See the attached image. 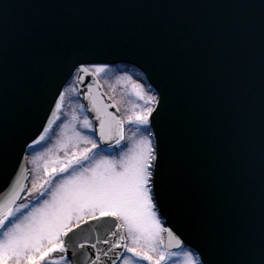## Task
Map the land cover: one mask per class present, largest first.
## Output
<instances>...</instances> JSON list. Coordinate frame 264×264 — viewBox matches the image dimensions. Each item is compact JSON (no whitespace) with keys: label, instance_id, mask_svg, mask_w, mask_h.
<instances>
[{"label":"snow or ice","instance_id":"snow-or-ice-1","mask_svg":"<svg viewBox=\"0 0 264 264\" xmlns=\"http://www.w3.org/2000/svg\"><path fill=\"white\" fill-rule=\"evenodd\" d=\"M29 6L219 9L226 19L210 25L184 16V23L141 28L132 37L156 47L161 67L178 78L195 63L207 73L209 95L146 90L131 75L121 77L144 102L129 122L147 135L115 160L101 144L123 150V121L107 111L114 105L92 95V84L79 88L108 69L90 59L104 49L61 42L51 22L12 30L11 5H0V177L11 184L0 201V264H264V0ZM70 94L89 100L98 125L85 117L81 132L65 123ZM56 129L65 137L57 142L64 158L45 164L46 178L32 184L35 201L18 205L26 166L51 151ZM208 176L220 185L212 193ZM169 210L181 217L183 232L163 227ZM162 231L169 241L163 250Z\"/></svg>","mask_w":264,"mask_h":264},{"label":"water","instance_id":"water-1","mask_svg":"<svg viewBox=\"0 0 264 264\" xmlns=\"http://www.w3.org/2000/svg\"><path fill=\"white\" fill-rule=\"evenodd\" d=\"M37 2L38 0H0V5H11L6 11L10 29L19 30L26 25L36 22H51L61 29V42L72 46L82 43L98 45L104 49V53L90 59L107 63L112 67L120 65L134 67L144 75L147 83L157 90L162 87H168L173 93L183 92L195 97H206L209 95L207 73L202 69H198L195 63L192 64L182 78H178L175 74L169 73L168 70L161 67L157 59L156 47L147 42L134 40L132 37L141 28L160 27L167 24V22L184 23V16H197L199 20H203L210 25H220L226 19L222 10H165L138 7L91 6L35 8L29 6ZM56 2L68 5H91L138 2V0H56ZM177 52L180 53L181 50L178 48ZM97 82L99 84L98 89L96 87ZM89 84H92V95L94 97H101L105 104L114 105V107H108L107 111L122 120L118 106L105 93L97 77H86L84 83L79 85V88L86 91ZM79 99L83 106H86L84 109L93 124L98 125V121L95 120L96 113L91 110L89 100L84 98L83 94ZM204 115L208 117L210 113L206 110ZM123 127L125 139L124 122ZM123 141H121V144ZM110 143L115 145V141H111ZM101 146L106 149L114 148L110 147L109 144H101ZM26 176L25 189L28 181V168ZM206 184L209 193L216 191L220 187L216 179L211 176L206 177ZM10 187L11 184L7 178L0 177V201L5 199ZM24 192L20 194V199ZM20 199L17 200V203ZM162 218L163 220L165 219L164 217ZM166 219L168 221V223H165L167 227L174 226L175 229L184 231L181 217L175 211L169 210ZM84 227H87V225ZM106 227L107 225H102L101 232ZM185 234L187 235V233ZM188 239H192L193 243H198V240H195L190 235ZM168 242L167 234L165 246Z\"/></svg>","mask_w":264,"mask_h":264},{"label":"rangeland","instance_id":"rangeland-1","mask_svg":"<svg viewBox=\"0 0 264 264\" xmlns=\"http://www.w3.org/2000/svg\"><path fill=\"white\" fill-rule=\"evenodd\" d=\"M126 75H131L133 80L143 84L144 78L141 76V74L136 70L127 67H120L117 70L108 67V69H106L104 73H101L99 76H97L102 83L106 93L119 107L123 121L125 123L126 139L122 144L125 147H123V150H121V147H119L117 151H114L115 149L108 151L112 154L111 158L115 160H119L124 155V153L128 151L129 148H132L136 143H138L147 135L140 126L136 125L135 123L129 122L130 118L134 120L135 114L139 113L142 110V108L144 107V102L138 99V97L135 95L132 84L127 80L121 79V77H125ZM144 87L146 90H148L147 86L144 85ZM81 107V104L77 100V96L74 94H70L68 97H66L63 112L65 123L70 122L71 124L75 125L78 131L84 132L85 129H83L82 123L84 118H88V116ZM73 115L77 117L75 121H73L72 119ZM57 123H59V121H57ZM66 131L70 136L71 128L67 129ZM63 139H65V137L61 136V129H56V134L53 135L51 142L47 145V148L51 149V151L42 150V155H40V158H38L34 164L31 162L28 163L30 177L24 197L20 201V203H17L18 205L35 201L37 192L32 190V184L36 183L37 185H39L42 180L46 178V175L44 173V166L46 163H48L49 167H51V161L64 158V151L57 143L58 140ZM83 147H91V145L81 144L79 146V148L81 149ZM93 151L99 152V149H94ZM125 235L127 234L125 233ZM164 235L165 231H162L157 241L158 246L161 250L164 249ZM128 243H130V241H128ZM142 264H149V262L143 261ZM162 264H164V262H162Z\"/></svg>","mask_w":264,"mask_h":264}]
</instances>
